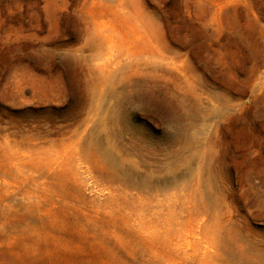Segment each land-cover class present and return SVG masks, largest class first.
I'll use <instances>...</instances> for the list:
<instances>
[{
  "label": "rangeland",
  "instance_id": "rangeland-1",
  "mask_svg": "<svg viewBox=\"0 0 264 264\" xmlns=\"http://www.w3.org/2000/svg\"><path fill=\"white\" fill-rule=\"evenodd\" d=\"M0 264H264V0H0Z\"/></svg>",
  "mask_w": 264,
  "mask_h": 264
}]
</instances>
